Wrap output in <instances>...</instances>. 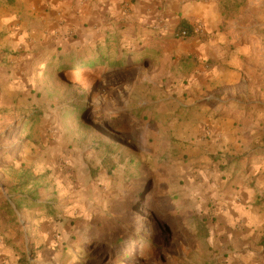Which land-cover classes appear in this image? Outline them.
Wrapping results in <instances>:
<instances>
[{"label": "rangeland", "instance_id": "374dc122", "mask_svg": "<svg viewBox=\"0 0 264 264\" xmlns=\"http://www.w3.org/2000/svg\"><path fill=\"white\" fill-rule=\"evenodd\" d=\"M51 1L0 0V249L10 250L0 264H264L259 240L219 242L209 198L191 202L185 188L191 168L264 180V161L249 169L232 161L264 155V0H216L223 12L214 31L194 26L199 41L217 40L221 67L225 49L233 50L230 83L221 75L215 92L216 111L236 109L229 115L204 105L183 110L196 96L169 86L161 64L123 82H108L100 67L58 76L51 65L60 50L88 61L100 45L58 48L61 20ZM78 106L87 108L82 120L72 113ZM243 106L253 109L245 115ZM137 109H147L155 126L129 115ZM100 141L116 144L119 155L106 159ZM70 190L89 206L85 214L67 218L72 203L63 193ZM142 191L125 220L130 194ZM27 198L55 208L36 214ZM51 221L65 229L49 249L37 235ZM134 224L143 229L137 242L89 244L101 231Z\"/></svg>", "mask_w": 264, "mask_h": 264}, {"label": "crops", "instance_id": "0c3cea01", "mask_svg": "<svg viewBox=\"0 0 264 264\" xmlns=\"http://www.w3.org/2000/svg\"><path fill=\"white\" fill-rule=\"evenodd\" d=\"M51 2L61 20V24H58L59 31L55 35L58 48H61V44L69 43L68 47L74 52L85 46L94 47L98 43L101 47H98V51L94 50L93 59H90L92 58L90 55L87 57V62L94 60L111 65L119 59L131 60L137 64L136 69L147 65L152 70L155 65L161 64L162 67L167 68L164 76L169 86L176 87L182 97L196 96V100L183 106V110L199 109L203 108V105L205 111L207 109L217 115L225 112L229 115L233 110L227 111L225 108L228 107L224 106L216 111L215 107L219 102L215 98V92L220 76L223 75L222 78L230 83L232 63L229 59L232 58L233 50L225 49L221 67L218 60L220 49L215 38L211 37L207 43L199 41L196 35L190 38L176 36V29L181 22L192 27L202 22L207 25L209 32L214 31L213 20L216 12H223L216 0L199 3L185 0H52ZM64 51L65 49L60 50V54ZM165 77L161 79L164 80ZM158 78H152L150 82H158ZM201 96L202 99H199ZM251 109H253L251 106H243L239 112H245L244 114L247 115ZM234 111L236 109L232 113ZM232 161L233 164L238 165L246 161V167L249 169L253 165H258L259 161L260 163L264 161V158L249 155L243 159V155H238ZM188 172L186 196L191 202L198 199L203 202L206 197L209 198V203L214 208L212 214L214 231L219 242L244 247H249L254 240H259L260 243L264 238V199L262 200L263 197L260 196L264 193V180H261L260 176L253 175L249 179L240 177L239 172L234 177L215 172L204 175L202 170L194 168L188 169ZM256 177L258 182L252 186L251 183ZM204 178H208L209 181L202 183L201 180H205ZM204 189L208 192L205 197L202 195ZM63 194V196L67 194V198L72 203L65 212L66 216L76 217L87 212L89 206L85 209L74 191H66ZM23 201L29 204L28 208L31 211L36 210V214H41L38 213L41 212L38 208L45 202L28 198ZM69 216L67 218H70ZM73 221L70 219L69 222ZM46 223L47 225L39 228L37 239L38 243L42 242L40 245L48 244L50 249L56 243V235L64 232L65 228L53 221ZM11 238L15 245L13 237H9L8 240ZM3 251L10 254V250L0 249V253ZM262 251L264 252V248Z\"/></svg>", "mask_w": 264, "mask_h": 264}, {"label": "trees", "instance_id": "16d2710c", "mask_svg": "<svg viewBox=\"0 0 264 264\" xmlns=\"http://www.w3.org/2000/svg\"><path fill=\"white\" fill-rule=\"evenodd\" d=\"M183 31L188 32L187 38H190L195 35L194 27L188 25L185 22H181L178 25L176 29V36L181 37ZM51 67L53 68L55 73L58 74V76L60 77L66 74L74 75V74L79 73L80 75V73H82L85 68H91L94 70L100 67L102 68L103 75L111 74V77L108 79V82L113 83V82H123L126 79H128L130 74L137 68V64L131 60L124 61L122 59H119V60H116L111 65H105L102 61L96 62L92 60L90 62H87L84 59H77L75 56H67L62 53L61 54L59 53L53 59ZM85 107L86 106L76 107L72 111L74 117L82 120L83 117L87 113V110H86L87 108ZM146 110L147 109L133 110L132 112H130L129 115H131L133 118L139 119L140 121L148 125V127L150 126L154 127L155 121H153L151 118H148ZM95 118H103V117L101 115H98V116H95ZM120 122L122 121L120 120ZM28 123L29 121H26L24 124H28ZM97 149L104 152L106 159H110L113 156H118L119 150H120L116 144L105 142V141H100L97 144ZM256 156H258L259 158H264V155L262 156V155L256 154L255 157ZM257 178L258 177H256L251 183L252 186H255L257 184L258 182ZM150 180H151L150 177H146V179L144 180L146 182L145 184L148 185ZM142 195H143V191L139 193L132 192V194H130L128 209L131 210L132 216L130 214L126 215L125 220L132 219L133 215L136 214L137 203L141 201ZM51 205H52L51 203L42 204L38 209H41V211L45 210L46 212L52 214V211L54 210L55 207ZM132 226L135 227V224L131 225V227L129 228H126L125 226H120L117 228H109L104 231H101V233H99L98 236L90 239L89 244H92V243L106 244L107 243V244H113V245H122L125 243L137 242L141 238V234H142L141 232L143 230L141 227L142 225L137 224L135 229H133ZM121 228H126V229H121ZM259 245L260 247L264 248V238L260 241ZM224 258L227 259L226 256Z\"/></svg>", "mask_w": 264, "mask_h": 264}, {"label": "built area", "instance_id": "2783aa9c", "mask_svg": "<svg viewBox=\"0 0 264 264\" xmlns=\"http://www.w3.org/2000/svg\"><path fill=\"white\" fill-rule=\"evenodd\" d=\"M192 1H194V2L196 1V2H197V1H199V0H192ZM194 30H195V34H196L197 31H196V29H194ZM187 36H188V32H187V31H183L181 37H182V38H187Z\"/></svg>", "mask_w": 264, "mask_h": 264}]
</instances>
